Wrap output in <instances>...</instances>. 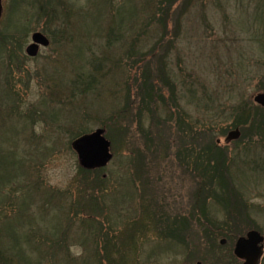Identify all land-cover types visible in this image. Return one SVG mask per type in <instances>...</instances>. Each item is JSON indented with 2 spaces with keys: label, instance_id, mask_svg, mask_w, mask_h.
Listing matches in <instances>:
<instances>
[{
  "label": "rangeland",
  "instance_id": "rangeland-1",
  "mask_svg": "<svg viewBox=\"0 0 264 264\" xmlns=\"http://www.w3.org/2000/svg\"><path fill=\"white\" fill-rule=\"evenodd\" d=\"M34 2L4 0L0 25L3 255L12 264H217L216 253L242 264L226 238L238 228L264 236V130L225 138L236 108L264 90V0H58L52 28ZM35 32L51 46L30 57ZM161 68L174 102L158 77L153 99L139 90ZM97 129L114 157L85 170L72 144ZM202 141L228 149L242 194L223 207L208 194L206 215L194 172ZM82 196L98 211H82Z\"/></svg>",
  "mask_w": 264,
  "mask_h": 264
},
{
  "label": "trees",
  "instance_id": "trees-1",
  "mask_svg": "<svg viewBox=\"0 0 264 264\" xmlns=\"http://www.w3.org/2000/svg\"><path fill=\"white\" fill-rule=\"evenodd\" d=\"M56 1L58 3V0H48L47 3H46V0H43V3H45L44 4L45 7H47V11H46L47 19L50 21L49 22L48 20H46V22L50 23L51 28H52L53 23H55V20L57 19V14L55 11ZM171 1L175 2V0H170V2ZM41 13H39V18H43L40 15ZM169 13H170V9H167V12H165L166 16H168ZM7 37L9 41L10 40L9 35ZM14 39H11V40H14ZM8 41H6L5 43H7ZM14 44L19 45L17 42H15ZM151 76L148 75V77L145 78L144 84H142L143 86H141L139 89L140 91L142 90L144 94L143 96H145L146 94L148 97H152L153 99V97L157 95L155 92H153L155 90L153 88L158 83L156 81V78L158 77L159 80L163 82L161 83L162 88H164L163 85L164 86L167 85V87L171 90L172 96L170 100L172 99V101L174 102L175 90L171 87L172 80L169 78V76L165 74L164 70L161 68L157 76L155 77L153 76L151 77ZM144 87L146 88V90ZM159 99L161 100V98ZM242 105L238 106L240 108L238 109L236 108L235 110L237 113L236 114L237 119L234 123V127L240 128L243 134L240 142H243L245 139L251 140L250 136H253L254 131L261 132L264 130V113L261 114L262 110L258 111L257 113H254L255 110H259L260 108L254 105L252 102L245 103L243 106ZM180 127H181V121H180ZM85 134L86 133L81 134L78 137L85 135ZM195 159H196L195 160L196 162L194 163L195 165L194 172L196 174V178L198 179V183H199L198 193H196V197L197 199H199L197 206H198V210L201 212L200 215L207 214L205 205L202 203V200L206 198L208 194H210L211 196L210 199L214 200L215 202L220 204L222 207L224 206L223 204L227 205L226 201H224V198L227 196H229L230 198L232 196H234V198L236 197L242 198V194H240L238 192L239 190L235 187V185L231 183L233 181L232 180L233 178L230 174L231 173L229 169L230 155H229L227 148L220 147L216 144V142H213V141H210V143L208 141H202L201 151L198 153ZM94 183L97 184L96 182ZM78 202H79V208L82 209V211H84V209H87V208H89L90 210L98 211L96 210V208L99 207V203L95 200V197H91V196L83 197L82 196V200L78 199ZM243 202L244 201L240 203V201L238 200L236 206L237 207L239 206L238 208L242 209V211L244 210L243 220L244 222L249 223V221L252 220V216H250L249 214V208L247 207V204ZM206 226H208L206 230V237L210 240V237L212 238V235L215 232V229L217 228V226L215 224H211L210 222ZM81 228H83L85 232L87 231L88 232L87 234L92 235L93 232L91 231V229L95 228V224L91 223L90 220H85L81 223ZM220 228H222V226H220ZM239 229L240 228L236 230L237 232H235L234 234H231L230 236L228 235V238H226L228 241H231L233 246L239 237L245 235V232ZM168 231L173 232V229H168ZM8 232L10 233L11 236H13V234L15 235V232L13 231L12 233V230ZM100 232H101V228H100ZM94 234L97 235V233H94ZM30 238H32V236ZM106 241H107L106 242L107 244H104V246H106L107 248L109 247L108 244L111 245V243H109L110 241L108 240V238H106ZM53 247L54 248L57 247L56 244H53ZM211 255L215 257V261L217 264H224L225 262H227L224 257H220L216 253L211 254ZM207 256L210 257L209 253L205 254V257ZM1 260L8 262V264H12L11 262H13V260L11 259V256L10 257L5 256L3 255V252L0 251V264H2ZM84 264H90V263L84 262Z\"/></svg>",
  "mask_w": 264,
  "mask_h": 264
},
{
  "label": "water",
  "instance_id": "water-1",
  "mask_svg": "<svg viewBox=\"0 0 264 264\" xmlns=\"http://www.w3.org/2000/svg\"><path fill=\"white\" fill-rule=\"evenodd\" d=\"M2 16V0H0V19ZM33 44L27 48V54L35 57L39 51V45L47 47L49 40L41 33H36L32 37ZM256 104L264 108V93L255 96ZM241 136L239 130L232 131L228 134L226 141L238 140ZM78 162L83 169L93 170L105 168L112 160L110 151L111 143L105 138V131L98 129L95 132L76 140L73 145ZM225 240L221 241L224 245ZM264 237L257 231H250L246 237L240 238L234 249V255L244 260L243 264H259L263 255ZM201 264V263H197Z\"/></svg>",
  "mask_w": 264,
  "mask_h": 264
},
{
  "label": "flooded vegetation",
  "instance_id": "flooded-vegetation-1",
  "mask_svg": "<svg viewBox=\"0 0 264 264\" xmlns=\"http://www.w3.org/2000/svg\"><path fill=\"white\" fill-rule=\"evenodd\" d=\"M38 2H34V5H37L38 12L40 13L41 5L44 6L45 3H43V0H37ZM40 8V9H39ZM4 14V13H3ZM39 15V14H38ZM26 29H24L23 33H25ZM196 159H194V163ZM196 175V174H195Z\"/></svg>",
  "mask_w": 264,
  "mask_h": 264
}]
</instances>
